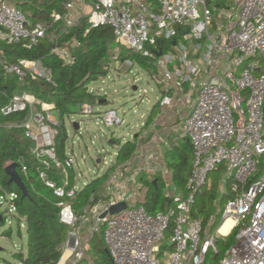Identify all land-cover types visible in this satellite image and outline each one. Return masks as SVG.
Returning <instances> with one entry per match:
<instances>
[{
    "label": "built area",
    "instance_id": "built-area-1",
    "mask_svg": "<svg viewBox=\"0 0 264 264\" xmlns=\"http://www.w3.org/2000/svg\"><path fill=\"white\" fill-rule=\"evenodd\" d=\"M87 3L90 11L78 18L70 0L64 14L53 13L54 21L62 20L70 27L86 17L90 27L111 26L119 46L154 61L153 74L161 87L172 91L189 85L196 90L195 105L181 124L183 136L193 146L186 190L174 187L166 192L171 204L155 213L147 209L145 202L131 203L132 193L120 192L109 200L95 194L91 197L92 204L87 208L93 213L91 231L103 232L113 264H209L208 253L218 251L219 241L236 228L235 243L225 250L218 264H264V0ZM49 28L50 24L44 21L32 23L16 4L0 0V40L5 43L24 42L33 48ZM160 40L171 41V46L163 48ZM160 50L162 55L158 56ZM53 52L66 62L73 61L67 48L55 46ZM115 52L114 60L118 56ZM0 64L8 72L17 73L21 80L29 73L35 79L54 82L52 70L40 60L9 63L0 48ZM173 101L170 95L161 99L163 105ZM37 105L36 96L23 91L13 94L1 110L4 116L31 110L29 119L23 122L26 136L34 141L31 154L41 165L39 178L65 199L60 202L59 217L69 227L64 250H70L71 255L64 264H76L86 254V242L78 230L81 216L70 202L81 188L76 183L70 185V169L74 168L76 157L67 152L60 156L55 144V126L60 124V117L51 120L50 111L55 105L43 102L41 109ZM84 113L94 114L93 105L84 104ZM102 118L107 126L124 122L116 109L105 111ZM34 125L49 127V143L40 139ZM220 166L226 171L219 193H227L229 184L231 195L213 233L215 217L206 222L204 217L193 215V208L197 195L208 187L210 173ZM55 171L61 174L60 182L51 177ZM142 171L141 167L136 170L138 174ZM18 197L17 192L0 193V202L8 204L7 215L11 218L4 215V221L10 227L17 219ZM121 201H126V208L110 213V206ZM228 218H233L234 224L224 234L220 229Z\"/></svg>",
    "mask_w": 264,
    "mask_h": 264
},
{
    "label": "trees",
    "instance_id": "trees-1",
    "mask_svg": "<svg viewBox=\"0 0 264 264\" xmlns=\"http://www.w3.org/2000/svg\"><path fill=\"white\" fill-rule=\"evenodd\" d=\"M32 23L44 21L50 24L47 34L38 45L28 48L24 42L7 44L0 40L3 56L9 63L19 64L22 59L40 60L44 66L52 70L53 83L42 79H35L29 73L21 80L15 72H8L0 64V193L17 192L18 231L21 233V222H25L27 233V253L19 249L14 253L18 263L15 264H58L64 253L69 227L60 220V202L64 198L57 196L40 178V163L31 154L33 139L26 136L23 122L29 119L31 110L27 109L9 116L2 114V107L7 104L13 94L27 91L36 96L38 105L53 103L58 111L60 124L55 126L57 134L55 144L60 156H66L67 132L64 117L79 105L94 104L102 97L90 90L91 82L108 75L111 71L115 51H118L117 61L137 62L147 69L155 70L154 61L140 53L119 46L116 35L111 26L90 27L88 19L82 18L80 23L68 27L62 20L54 21L53 13L66 12V4L70 0H16ZM163 48L171 46V41L160 40ZM59 46L70 50L73 61L66 62L63 57L53 52ZM117 49V50H116ZM117 161L126 162L132 158L137 150L134 140H127L124 144L118 142ZM193 162V146L190 139L182 137L178 143L172 145L166 153V163L172 171V181L176 188L185 191L190 178ZM11 163H18V171L26 184L29 196L23 197L20 188L9 183L6 167ZM27 166V170H23ZM74 168L70 169V185L74 181ZM61 175V174H60ZM59 172H53L51 177L61 181ZM157 177V176H156ZM108 173L93 178L83 185L74 198H71L75 211L83 215L91 197L107 180ZM148 187L145 205L152 212L164 211L171 203L165 194V181L159 175L156 180L142 177ZM231 195L229 184L227 193L220 195L213 184L208 190L204 189L197 195L193 208L194 216H202L208 222L211 217L221 221L222 208L228 196ZM96 197H99L98 195ZM5 216L0 214V223H5ZM237 228L225 239L220 240L218 251H210L207 255L209 264H218L225 250L235 241ZM4 234L12 236L13 229L9 227ZM103 232H96L88 244V253L102 255L103 264H113V260L106 251ZM85 259V258H83ZM79 260L76 264L83 261ZM97 259V257H96Z\"/></svg>",
    "mask_w": 264,
    "mask_h": 264
},
{
    "label": "rangeland",
    "instance_id": "rangeland-1",
    "mask_svg": "<svg viewBox=\"0 0 264 264\" xmlns=\"http://www.w3.org/2000/svg\"><path fill=\"white\" fill-rule=\"evenodd\" d=\"M72 1L74 4L72 12L75 17L81 18L82 15L90 11L91 6L87 3V0ZM111 64V71L108 75L100 77L90 84V89H93L95 94L98 93L102 96L97 103L93 104L94 114H85L84 105H79L74 112L64 117V125L67 132L66 152L72 153L76 157L73 172L74 181L78 187H82L88 181L107 170L108 166L117 157L118 142L124 144L127 140L134 139L139 131L145 134L141 137L144 140H139L140 143L144 144L151 138L149 137L151 131L143 130L145 127L142 128V126L149 111L162 96L161 87L154 77L153 70L147 69L137 62L130 66L127 62L113 60ZM134 86L137 88L134 89ZM110 109L118 111L119 116L124 120L122 124L107 126L104 123L102 114ZM50 115L51 120L59 119V113L55 109L50 111ZM74 122L79 123V129L75 128ZM113 140L115 141L114 143H112ZM176 141H163L165 149L161 151V156H159L161 157L159 158L161 159V161L159 160L161 166L159 165L158 171L153 173V176L154 174L159 176L160 173L166 172V166H164V161L162 162V160L166 159L168 149ZM99 158L101 160L104 158L106 162L102 160L98 164L97 160ZM225 171L224 166L212 171L209 175L208 187L205 189H210L214 184L220 191ZM169 175L167 173L165 177L166 182L171 180ZM165 187L167 188V186ZM7 207V203L0 202V214L3 213L10 219V215H7ZM220 223V220L215 223L213 233ZM9 227L8 221L0 223V246L3 248L0 250V264L18 263L14 253L19 249L27 253L26 226H21L20 233L18 225L14 221L11 225L13 229L12 236L4 234V230ZM166 238H169V234L166 235ZM218 246L219 248L221 247L220 244ZM88 254L89 257L83 259L79 264H103L100 253L95 254V252L91 251Z\"/></svg>",
    "mask_w": 264,
    "mask_h": 264
},
{
    "label": "crops",
    "instance_id": "crops-1",
    "mask_svg": "<svg viewBox=\"0 0 264 264\" xmlns=\"http://www.w3.org/2000/svg\"><path fill=\"white\" fill-rule=\"evenodd\" d=\"M9 1L11 3L17 4L16 0ZM161 93V98H159L155 102L142 126V128L145 127V129L143 130L151 131L149 136L151 138L144 144L140 143L139 140L143 139L141 137H143L145 134H143L142 131H139L135 135V138L132 139L137 143V150L132 158L126 162H118L116 157L104 173L95 177L98 178L108 173L107 180L97 190V192L95 193L96 196L98 195L104 200H109L113 195H118L120 192H125L127 194H133L130 201L131 203L145 202L148 187L145 185L142 177L149 179L154 178V180H156L158 176L156 177L155 174L154 176L152 174L158 171L157 169H159V160L161 161V159H159L161 157L159 156H161V151L165 149L163 141L177 140L173 143L175 144L178 143L182 137H184L181 129L182 121L192 111L196 102V90L191 89L189 85H186L184 90L173 89L172 91H167L165 88L161 87ZM165 95L174 97V101L171 105L162 104L161 99ZM33 130L40 133V139L43 142H50L51 135L49 132V127L39 128L38 126L34 125ZM119 146L120 145H117V148ZM98 160V164H100L102 160L103 162H105L104 158L102 160ZM163 161L164 166H166V172H162L160 168V171L162 173H160L159 175L165 181V186H167V188L165 187L166 193L169 190L174 189L175 186L172 181V171L169 170L165 158L162 160V162ZM139 167L143 169L142 173L140 174L136 172ZM165 173L166 175L167 173L170 174L169 177L171 178V180L168 182H166ZM115 177L117 179L114 180ZM130 179L133 180L130 181ZM90 181H88L87 183H89ZM122 184H124V186ZM134 193H136V195ZM87 208L88 207L84 208L83 215H81V219L78 223V230L84 242H86V254L84 258L89 257L88 244L94 235L91 231V225L93 223V213L87 210ZM66 251L67 250H64L63 256L65 255ZM70 253L67 254V257L64 260H67L70 257Z\"/></svg>",
    "mask_w": 264,
    "mask_h": 264
},
{
    "label": "water",
    "instance_id": "water-1",
    "mask_svg": "<svg viewBox=\"0 0 264 264\" xmlns=\"http://www.w3.org/2000/svg\"><path fill=\"white\" fill-rule=\"evenodd\" d=\"M157 55L160 56L162 55V51H158L157 52ZM156 64V63H155ZM137 87L134 86V89H136ZM74 126L76 129H79V123L78 122H74ZM115 141L113 140L112 143H114ZM100 160V159H99ZM98 160V161H99ZM6 172L7 174L9 175V183H14L16 184L20 190L22 191V194H23V197H28L29 196V191H28V188L26 186V184L24 183L19 171H18V163H11L9 164L7 167H6ZM127 206V203L126 201H121L117 204H114V205H111L110 208H109V211L110 213H117L119 212L120 210L126 208ZM106 215V212L102 214V216H105ZM3 248L0 246V250H2ZM106 251L108 252V249H106ZM109 253V252H108Z\"/></svg>",
    "mask_w": 264,
    "mask_h": 264
},
{
    "label": "bare ground",
    "instance_id": "bare-ground-1",
    "mask_svg": "<svg viewBox=\"0 0 264 264\" xmlns=\"http://www.w3.org/2000/svg\"><path fill=\"white\" fill-rule=\"evenodd\" d=\"M233 224H234V220H233V218H228V219L225 221V223L221 226L220 231H221L222 233H224V234L229 233V231H230L231 227L233 226ZM69 253H70V251L67 250V251L65 252V255L63 256L62 260H61L60 263H58V264H64V259H66L67 254H69Z\"/></svg>",
    "mask_w": 264,
    "mask_h": 264
}]
</instances>
